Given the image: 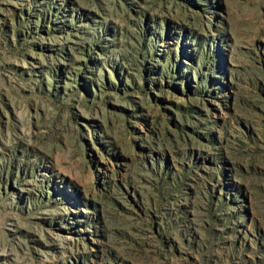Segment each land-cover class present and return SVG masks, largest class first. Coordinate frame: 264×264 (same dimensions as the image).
<instances>
[{
  "label": "rangeland",
  "instance_id": "obj_1",
  "mask_svg": "<svg viewBox=\"0 0 264 264\" xmlns=\"http://www.w3.org/2000/svg\"><path fill=\"white\" fill-rule=\"evenodd\" d=\"M0 264H264V0H0Z\"/></svg>",
  "mask_w": 264,
  "mask_h": 264
}]
</instances>
